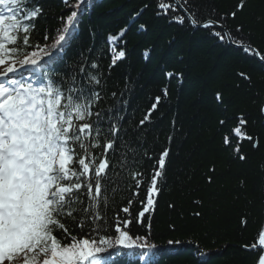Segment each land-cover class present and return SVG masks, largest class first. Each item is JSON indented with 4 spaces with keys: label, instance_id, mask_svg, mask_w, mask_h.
<instances>
[{
    "label": "snow or ice",
    "instance_id": "6c2138e0",
    "mask_svg": "<svg viewBox=\"0 0 264 264\" xmlns=\"http://www.w3.org/2000/svg\"><path fill=\"white\" fill-rule=\"evenodd\" d=\"M62 2L70 13L58 18L55 36L50 37L46 30L44 43L33 44L43 7L36 0H0V264H112L115 256L126 254L121 250L134 255L138 264H156L153 249L157 246L149 242L150 235L133 237L127 230L132 221L121 219L119 214L111 234L113 225L106 215L116 192L115 187L110 191V185L115 183L113 174L122 176V183L134 181L132 195L138 196L143 173L134 169L145 156L153 157L141 154L143 145L138 139H125L128 130L123 126L120 98L115 91L108 93L107 78L96 60L81 53L71 71L60 67L77 39L88 0ZM188 3L189 0H157L155 14L168 16L181 10L183 14L170 19L181 25L187 20L192 27L211 30V35L221 42L228 40L264 64V53L232 30H224L227 15L201 22ZM148 7L145 4L130 19L135 21ZM244 7L245 0H240L231 18L235 19ZM145 29L144 24L139 25V31ZM127 31L126 25L107 37L109 74L127 55L125 49L118 48ZM242 31L243 25L235 27V33ZM148 54L145 51V57ZM165 75L169 80L183 77V73ZM236 75L249 88L253 86L251 76L243 72ZM162 91L167 97V87ZM213 99L218 107L222 106L220 127L229 119L237 121L230 134L223 137L224 146L232 148L233 159L246 161L241 143L247 140L256 150L259 138L245 131L248 120L243 113L228 115L223 91L217 90ZM160 100V96L155 98L138 127L150 121ZM253 101L259 102L258 111L264 116V94L256 93ZM117 143L121 145L120 157L112 164L110 157L115 155ZM169 152L165 148L156 158L137 223L155 210L158 183L164 177ZM209 172L215 173V167ZM212 180L210 175L207 182ZM240 187L250 197L249 212H256L262 220L252 243L244 247L254 253L252 264H264V166L258 178L241 179ZM132 203L129 199L128 204ZM122 212L129 213V207H123ZM194 215L199 217L201 213ZM69 221L79 229L78 235L72 233ZM241 223L246 227L248 221L243 219ZM147 227L150 234V223ZM179 243L168 241L169 245Z\"/></svg>",
    "mask_w": 264,
    "mask_h": 264
},
{
    "label": "trees",
    "instance_id": "16d2710c",
    "mask_svg": "<svg viewBox=\"0 0 264 264\" xmlns=\"http://www.w3.org/2000/svg\"><path fill=\"white\" fill-rule=\"evenodd\" d=\"M156 2L88 0L77 39L60 66L71 71L81 53L96 60L107 78L108 93L115 91L120 98L123 126L128 130L125 139L134 142L138 139L143 145L141 154L146 152L153 157L145 156L134 169L143 173L138 196L132 195L134 181L122 183L124 178L113 174L115 183L110 185V191L115 187L116 192L106 210L113 225L111 234L115 216L119 214L121 219L132 221L127 230L133 237L150 235V243L163 247L156 251V264H252L254 253L244 245L252 243L262 220L256 212H249L250 197L240 187V180L258 178L264 166V117L258 111L259 102L253 101L256 93L264 94V64L229 46L226 40L221 42L211 35V30L192 27L187 20L183 25L172 21L170 17L183 14L181 10L157 16ZM239 2L189 0L187 7L196 12L201 22L227 15L224 28L264 53V0H245V7L233 19L230 13L236 11ZM36 3L43 7L44 14L36 21L32 43L43 44L45 31L54 37L58 18L67 16L70 9L62 0H36ZM145 4L149 7L132 21V14ZM140 24L146 26L144 31L138 30ZM126 25L128 31L118 48L125 49L127 55L109 74L111 55L107 37ZM237 25H243L241 33H235ZM145 51L149 53L147 57ZM167 72L183 73V77L169 80ZM239 72L251 76V88L236 75ZM165 87L167 97L162 91ZM217 90L224 93L228 115L243 113L248 120L245 131L259 138L260 147L256 150L247 140L241 143L246 161L233 159L232 148L223 144V137L230 134L237 121L229 119L223 127L219 126L223 111L213 99ZM157 96L161 100L150 121L138 127ZM232 143L235 146L236 140ZM165 148L170 152L164 177L158 183L155 210L137 223L156 158ZM120 152L121 145L117 143L115 155L110 157L112 164L117 163ZM211 167H215V173L209 172ZM210 175L213 180L209 184ZM129 199L133 201L131 205ZM170 204L174 207L170 208ZM123 207H129V213L122 212ZM196 212L201 215L195 216ZM243 219L248 221L246 227L241 223ZM68 226L74 235L79 234L71 221ZM169 240L180 243L169 245ZM113 264L138 262L129 252L120 255Z\"/></svg>",
    "mask_w": 264,
    "mask_h": 264
},
{
    "label": "water",
    "instance_id": "95a60500",
    "mask_svg": "<svg viewBox=\"0 0 264 264\" xmlns=\"http://www.w3.org/2000/svg\"><path fill=\"white\" fill-rule=\"evenodd\" d=\"M202 28V27H201Z\"/></svg>",
    "mask_w": 264,
    "mask_h": 264
}]
</instances>
